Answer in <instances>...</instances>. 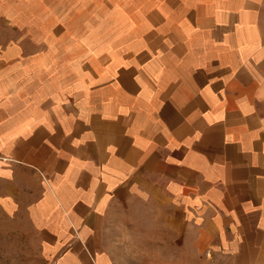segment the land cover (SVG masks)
Listing matches in <instances>:
<instances>
[{
	"label": "crops",
	"instance_id": "crops-1",
	"mask_svg": "<svg viewBox=\"0 0 264 264\" xmlns=\"http://www.w3.org/2000/svg\"><path fill=\"white\" fill-rule=\"evenodd\" d=\"M23 1L0 0L18 29L0 49V201L46 264H116L136 218L264 264V0Z\"/></svg>",
	"mask_w": 264,
	"mask_h": 264
},
{
	"label": "rangeland",
	"instance_id": "rangeland-1",
	"mask_svg": "<svg viewBox=\"0 0 264 264\" xmlns=\"http://www.w3.org/2000/svg\"><path fill=\"white\" fill-rule=\"evenodd\" d=\"M37 3L39 0H26L21 6L29 9L37 6ZM1 4L2 2L0 6ZM3 13L6 12H0V49L8 41L17 40L18 36L17 28H3L5 25L17 23L12 22V17L8 22ZM16 16L17 14L15 18ZM30 18L32 17L26 15L25 19L23 17L24 22ZM1 202L0 264H46L47 260L40 254L38 242L32 239L30 228L25 224V211L2 208ZM144 220L145 218H136L137 224L118 226L114 229V240L109 241V247L119 255L116 264H225L224 258L200 255L197 250L200 248L199 243L168 239L167 236L172 235L169 230H163V227L155 222L145 224ZM161 236L167 239H157ZM161 253L165 255L163 258L156 256Z\"/></svg>",
	"mask_w": 264,
	"mask_h": 264
}]
</instances>
